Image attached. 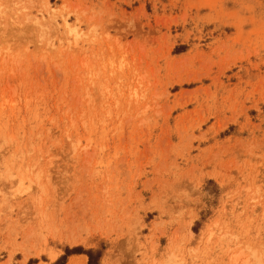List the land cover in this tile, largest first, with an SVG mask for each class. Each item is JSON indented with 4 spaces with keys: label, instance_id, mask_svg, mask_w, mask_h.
I'll return each mask as SVG.
<instances>
[{
    "label": "rangeland",
    "instance_id": "obj_1",
    "mask_svg": "<svg viewBox=\"0 0 264 264\" xmlns=\"http://www.w3.org/2000/svg\"><path fill=\"white\" fill-rule=\"evenodd\" d=\"M264 264V0H0V264Z\"/></svg>",
    "mask_w": 264,
    "mask_h": 264
},
{
    "label": "trees",
    "instance_id": "obj_2",
    "mask_svg": "<svg viewBox=\"0 0 264 264\" xmlns=\"http://www.w3.org/2000/svg\"><path fill=\"white\" fill-rule=\"evenodd\" d=\"M88 257H89V264H98V260L100 258L99 255H96L94 251H89V252H86ZM59 264V262L57 263ZM60 264H65L64 261L61 262Z\"/></svg>",
    "mask_w": 264,
    "mask_h": 264
}]
</instances>
